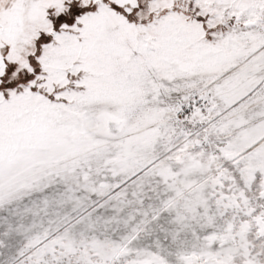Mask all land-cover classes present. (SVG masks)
I'll return each instance as SVG.
<instances>
[{"label":"snow or ice","instance_id":"6c2138e0","mask_svg":"<svg viewBox=\"0 0 264 264\" xmlns=\"http://www.w3.org/2000/svg\"><path fill=\"white\" fill-rule=\"evenodd\" d=\"M0 264H264V0H0Z\"/></svg>","mask_w":264,"mask_h":264}]
</instances>
